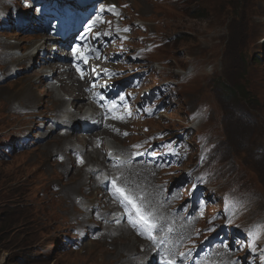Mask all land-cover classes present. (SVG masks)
Instances as JSON below:
<instances>
[{
	"label": "rangeland",
	"instance_id": "374dc122",
	"mask_svg": "<svg viewBox=\"0 0 264 264\" xmlns=\"http://www.w3.org/2000/svg\"><path fill=\"white\" fill-rule=\"evenodd\" d=\"M112 1H128L129 3L118 2L124 13L130 17H140L153 26L154 32L151 34L153 46L142 52L137 57L139 60H158L163 69L170 68L169 71L172 73L174 68L184 69L191 66L193 69L191 73L181 77L179 83L173 87L175 91L173 99L179 110L174 104L169 109L171 113L162 116L157 123L154 124V121L150 119L148 121V124L152 126L150 129L167 134L163 138H166L168 142L172 138L181 141L178 135H174L175 133L182 130L193 131L190 134L191 142L203 144L199 150L202 157L200 168L208 166V155L216 149L217 143L224 142L220 145L224 159L230 161L231 157L238 158L249 170L255 172L262 191L259 196L264 197V148L253 150L264 147V0ZM43 2L44 0H0V54L4 52L3 47L12 46V55L19 59L24 51L28 53L32 45L41 44L38 48L41 53L35 54V57H41L44 53H46L45 56L48 55L47 58L52 56L53 50L49 44L51 30L62 17L51 15L52 6H43ZM10 4L13 5L12 9L7 8ZM18 17L27 20L26 26L18 28L3 25L5 22L17 21ZM43 17L45 22L46 20L50 22L48 30H44ZM214 24H220V26L215 28ZM211 35L215 36L211 38ZM28 58L26 60H33ZM55 60V58H50L48 62L36 60L35 71L52 72L49 65L53 67ZM30 70L23 73L19 71L0 84V143H5L7 147L22 143V140L14 139L12 135L16 133L10 131L12 127L25 125L28 122L26 126L30 127L27 132L29 140L36 139L35 146L23 152H20L23 148L14 147L10 153L2 155L3 147L0 148V264H128L127 253L137 252L138 246L131 248V245H121L118 250H114L113 240L105 239L97 241L99 243H91L90 240L85 241V238L80 241V231L64 223L58 217L54 203L45 199L47 190H45L44 177L48 181L61 178L57 175L59 170L56 169L54 148L69 145L67 142L77 143L82 147L87 146L90 149L92 146L87 144L90 135L82 133L78 134L77 140L72 137L65 138L60 144L53 146L51 143L45 149L42 147L45 142L56 135L59 136L58 133L61 131L59 129L58 133L49 134L52 130L50 114H54L53 118L57 119L62 114L56 111L55 103L34 105L37 108L29 116L32 120H19L17 116L7 113V105L10 102L30 104L28 102L34 103L35 98L40 97L41 94L49 97V93L43 87L44 80L40 82L41 76L22 78L25 74L30 76L32 73ZM52 75L62 84L69 83L70 79L64 78L58 74V71ZM165 75L168 76L166 73ZM30 78L34 83H30ZM148 86L150 84L144 88ZM76 87L77 94L62 93L72 101L62 98L66 102H72L73 105L70 108L78 112L75 110V105L87 106V104L80 94L79 86ZM119 93L120 88L116 84L100 91V95L109 104L117 103L116 97ZM86 97L92 99L91 96L86 95ZM60 107L63 111L68 110L66 104ZM120 107L122 110L125 108L129 110L128 113L121 114L128 117L122 124L123 129H128L134 123L132 117L139 112L134 111L135 106L132 101L129 104L123 102ZM189 107L195 108V111L190 113ZM235 108L244 109L251 118L241 121L237 118ZM195 113L203 116V119L198 118L195 123L187 122L185 118ZM235 123L242 124V127L235 130ZM239 124L235 126L239 128ZM214 127L219 131L222 130L225 138L222 137L221 131V135L215 136L212 132L202 135L203 131ZM141 136L143 135L137 132L132 137H126L123 142L116 141L122 143L119 144L120 146L125 145L129 155L146 157V160L151 163L161 186V197L169 211L176 207L178 179L186 165L168 172L161 179V176L165 174L161 164L147 157L154 151L148 152V148L141 151L151 142L144 144L140 141ZM114 140L110 138L109 141ZM207 141L210 142L211 149H208ZM185 146L194 155L195 151L192 149L194 145L187 142ZM165 147L164 143L155 146V150L158 151L155 156L162 159ZM194 147L197 148V146ZM141 152L142 155H140ZM182 155L188 163L190 156H186V153ZM232 161L235 163V160ZM66 164V168L61 165L63 178L56 182L59 187L65 183L66 193L75 197L80 193L83 176L75 171L71 163ZM215 164L219 168L225 165L220 160ZM230 167H233L231 163L225 168L230 169ZM227 180L233 183V173ZM206 194L208 203L203 212L204 218L222 220L234 209L240 212L237 222H243L249 216L245 210L249 207L248 202L253 199L252 190L237 195L231 189L225 195V199L220 197V194L224 192L212 191ZM239 198L242 200L239 201ZM83 204L86 205L85 202ZM255 205L259 209L263 207L258 200L255 201ZM203 208V206L194 208L189 213L186 207L182 208V206L175 210L178 214L190 219L191 245L200 239L198 236L200 233L197 235V232L206 227L202 224ZM220 211L222 212L219 213ZM73 214V216L78 214L76 209ZM260 218L264 219V215ZM193 227H195L194 234ZM65 240H68L67 243L71 245H65ZM75 240H79L80 243L72 248ZM180 245L183 246L182 243ZM17 250H20V255L14 256L13 261V255ZM184 250L185 247L181 249L180 256ZM120 254H123V257L118 259ZM28 256L33 258L28 261Z\"/></svg>",
	"mask_w": 264,
	"mask_h": 264
},
{
	"label": "bare ground",
	"instance_id": "6f19581e",
	"mask_svg": "<svg viewBox=\"0 0 264 264\" xmlns=\"http://www.w3.org/2000/svg\"><path fill=\"white\" fill-rule=\"evenodd\" d=\"M57 3H60V0H57ZM25 46L26 45H24V47ZM36 47L37 44L32 45L24 58L19 59V61L22 65L25 66V68L31 69L30 71L32 72L30 76L25 74L22 78L41 76L40 82L42 83L45 79L44 75L46 74L44 70L35 71L36 60H44L48 62V58L46 57L48 55L45 56L46 53H44L41 57H35V54H32L31 50L33 48L35 49ZM28 57L32 58L33 60H24ZM27 61L29 62V64L26 63ZM11 62L12 60H3L4 70L0 74V79L3 76L9 75L14 71L10 64ZM49 67H51L52 70L55 69L54 64L53 67L52 65H49ZM29 81L30 83H34L31 78L29 79ZM43 87L49 93V97H45V94H41L40 97L35 98L34 103H22L21 108L23 110L27 111L34 107V105H43L47 102H52L55 104H66V107H70L73 105V103L70 101L64 103V100L62 99L63 95H61L57 91L58 88L55 84L47 85L46 83H44ZM60 88L61 91L68 93L69 95L78 91L77 87L73 86L70 82L67 84H62ZM74 97L76 96L74 95ZM86 104L88 107L84 104L75 105V110H78V112H75L73 109L71 111H63L62 113L66 116H62L64 117L62 119L55 118V123L61 125L59 128H65L69 124L72 126V128H80L81 118L78 113H83L82 116L85 117L88 112H91V110H89L91 109V107L96 108V106H92V104ZM7 108L11 109L12 107L8 104ZM96 117L99 118V121L93 137L100 142V145L94 153L80 151L71 142H67L69 143V145L54 148L53 153L55 155V163L57 164L56 169L59 170L57 175H60L61 178H57L55 181H48L51 195L59 202V213L61 214V216L64 217L68 223L78 226L81 230L91 235V243H99L97 241L105 239H108L109 241L113 240L114 250H118L121 245H131V248H134V246L136 245L139 247L137 252L133 251L131 253H127V259L129 262L128 264H153L156 261L158 255L149 252L148 248L142 250L139 246V239L134 237L131 233L121 232L117 236L111 235L110 225H112V220L115 217V215L111 214V212L113 211V207L108 202V196L106 195L105 191L101 188V179L95 176L96 172H99L101 170L109 171L113 167H120L122 169H125L128 175L126 178H124V184L129 187L131 195L135 199L136 205H142L145 201V195L148 191L147 187H154L152 174L148 168L139 169L136 164L129 162L127 159H122L121 161L117 162L112 157L104 153V146L102 145L103 136L110 135L115 140H119V130L112 121H104L99 116ZM55 130H52V132H54ZM85 131H87V129H85ZM71 137L76 138L77 140L78 134L76 135L75 133H73V131H68L63 136L58 137L56 135L50 141L45 142L42 147L45 149L51 143H53V146L56 144H60L65 138ZM80 156H83L87 161L94 162L97 165L89 170L86 169L87 162H80ZM96 156H98V161H96ZM67 162L71 163L75 171L81 173L83 176L80 185V193L75 197H71L66 193L67 187L65 183L62 185V187H59L58 183L56 182L57 180L60 181L63 178L61 165H64V167L66 168ZM134 174L137 177H135ZM116 176L120 178V174H116ZM143 182L145 183V185H142ZM83 202H85L87 205L86 209L80 206V204ZM74 209H76V212L78 213L75 216H73ZM95 210H97L96 214H94ZM125 215L127 225L133 227L135 216L134 210L131 207H128ZM71 216L72 218H70ZM151 219L156 221L155 217H151ZM173 221H176V223L174 224ZM165 228L171 230L170 233L172 234V236L185 235L187 233V224L185 222H182L179 218L168 219L162 224L157 225V229H159L160 232H163ZM96 229H101L102 234H95L94 230ZM121 257H123V254H120L118 256V259H120Z\"/></svg>",
	"mask_w": 264,
	"mask_h": 264
},
{
	"label": "trees",
	"instance_id": "16d2710c",
	"mask_svg": "<svg viewBox=\"0 0 264 264\" xmlns=\"http://www.w3.org/2000/svg\"><path fill=\"white\" fill-rule=\"evenodd\" d=\"M192 12H195V11L192 10ZM28 206H30V205H28ZM33 243H34V241H33ZM33 243H31V244H33ZM17 255H20V250H17L16 253L13 255V259H12L13 261H14V256H17Z\"/></svg>",
	"mask_w": 264,
	"mask_h": 264
},
{
	"label": "snow or ice",
	"instance_id": "6c2138e0",
	"mask_svg": "<svg viewBox=\"0 0 264 264\" xmlns=\"http://www.w3.org/2000/svg\"><path fill=\"white\" fill-rule=\"evenodd\" d=\"M137 211H139V210H137Z\"/></svg>",
	"mask_w": 264,
	"mask_h": 264
}]
</instances>
